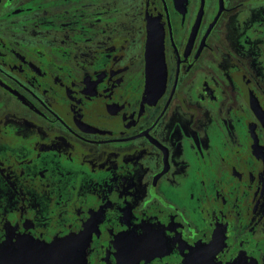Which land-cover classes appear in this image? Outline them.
I'll use <instances>...</instances> for the list:
<instances>
[{"label": "flooded vegetation", "instance_id": "1", "mask_svg": "<svg viewBox=\"0 0 264 264\" xmlns=\"http://www.w3.org/2000/svg\"><path fill=\"white\" fill-rule=\"evenodd\" d=\"M0 264H264V0H0Z\"/></svg>", "mask_w": 264, "mask_h": 264}]
</instances>
